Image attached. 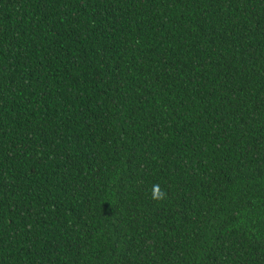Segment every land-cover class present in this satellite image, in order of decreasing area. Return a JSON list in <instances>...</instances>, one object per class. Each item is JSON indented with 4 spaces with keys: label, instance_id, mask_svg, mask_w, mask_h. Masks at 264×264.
<instances>
[{
    "label": "trees",
    "instance_id": "trees-1",
    "mask_svg": "<svg viewBox=\"0 0 264 264\" xmlns=\"http://www.w3.org/2000/svg\"><path fill=\"white\" fill-rule=\"evenodd\" d=\"M0 264H264V0H0Z\"/></svg>",
    "mask_w": 264,
    "mask_h": 264
},
{
    "label": "clouds",
    "instance_id": "clouds-1",
    "mask_svg": "<svg viewBox=\"0 0 264 264\" xmlns=\"http://www.w3.org/2000/svg\"><path fill=\"white\" fill-rule=\"evenodd\" d=\"M150 198L155 202H163L169 198V193L161 184L153 183L150 190Z\"/></svg>",
    "mask_w": 264,
    "mask_h": 264
}]
</instances>
